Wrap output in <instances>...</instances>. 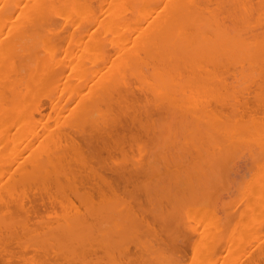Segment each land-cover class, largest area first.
I'll return each mask as SVG.
<instances>
[{
    "label": "bare ground",
    "instance_id": "bare-ground-1",
    "mask_svg": "<svg viewBox=\"0 0 264 264\" xmlns=\"http://www.w3.org/2000/svg\"><path fill=\"white\" fill-rule=\"evenodd\" d=\"M246 156L254 180L243 191L245 208L231 218L241 234L224 236L218 218L212 221L213 198L229 185L228 164ZM169 179L171 189H183L181 198ZM241 180L233 181L234 196L244 190ZM68 192L82 209L69 212L75 204ZM220 198L226 208L234 204ZM49 207L52 226L40 218ZM224 207L226 215L233 206ZM30 218L42 220L35 231ZM263 221L264 0H0L2 252L14 232L9 247L23 237V249L26 242L51 247V254L44 249L49 258L39 248L40 264H91L97 245L112 264H238ZM173 224L196 230L189 254L175 244V231L166 236ZM258 248L245 261L264 264Z\"/></svg>",
    "mask_w": 264,
    "mask_h": 264
},
{
    "label": "rangeland",
    "instance_id": "rangeland-1",
    "mask_svg": "<svg viewBox=\"0 0 264 264\" xmlns=\"http://www.w3.org/2000/svg\"><path fill=\"white\" fill-rule=\"evenodd\" d=\"M251 90H252V88H251ZM235 91H236V90H235ZM235 91H234L233 93H235ZM237 92H238V91H236V94H237ZM239 92H241V91H239ZM245 92H246V91H244V93H245ZM250 93H252V92L250 91ZM250 93H249V95H250ZM226 94H227V93H226ZM229 94H230V93H229ZM239 94H241L240 97H242V94H243V93H239ZM224 95H225V94H224ZM244 95H245V94H244ZM244 95H243V96H244ZM246 95H247V94H246ZM246 95H245L244 97H245V98H248L249 95H247V96H246ZM251 95H252V94H251ZM226 96H229V95L227 94V95H225V97H226ZM231 96L233 97L232 92H231ZM237 96H238V95H236V97H237ZM234 97H235V96H234ZM236 97L233 98V99H235V101H237V100H236ZM244 97H243V98H239V96H238L237 98H238V99H244ZM227 98H228V97H226V100H227ZM249 98H250V97H249ZM249 98H248V99H249ZM229 99H230V101H229ZM229 99H228L227 103L230 102V104H231V101H232V100H231L230 96H229ZM251 99H252V97H251ZM251 99H250V100H251ZM253 99H254V98H253ZM250 100H249V101H250ZM240 101H243V100H240ZM247 101H248V100H247ZM249 101H248V102H249ZM252 101H254V100H252ZM252 101H250V103H251ZM232 102H233V101H232ZM244 102H245V101H244ZM254 102H255V101H254ZM44 103H45V102H44ZM250 103H249V105L252 106V104H250ZM232 104H233V103H232ZM236 104H237V103H236ZM238 107H239V106H238ZM43 108H44V109L47 108L46 104L43 105ZM236 111H237V110H236ZM257 111H259V110H257ZM257 111H256V112H257ZM43 112L46 113V112H47V109H46L45 111L43 110ZM258 113H259V112H258ZM37 116H39L38 113L36 114V117H37ZM102 154H103L104 156H106V152H102ZM242 157H245V156H242ZM242 157H241V158H242ZM241 158H237V159H235L234 161H232V163L234 162V163H233L234 165H233L232 163H231V164H230V163L228 164V165H230V166L232 165L231 168H230V166H227V172H228L229 175L226 174V172H225V174L227 175V181L229 182V185H226L227 182L225 183V185L228 186L229 189L226 187V188H227V189H226V190H227V191H226L227 193H226V192H225V187H224L225 185H223V188H224L223 191H221V190L218 191L217 189H220V187L217 188V189H216V192H217V191L219 192V193L217 192V193H218V195H216L217 198L213 196V197H214L213 200H214V202H215V200H216V202H215V203H212V204H213V205H212V206H213L212 210H211V208H209V209L212 211L213 214L215 213L214 215H217V214H218L216 217L214 216L215 218H213L212 221L215 222V221H216V218H218V220H219L218 223L220 222V223H219V226H221V228H219V230H222V231H221L222 235H224V233H228L227 235H229V232H230V231H231V232H230L231 235H232V234H233V235H236L237 233H235V232H236V231H237V232L239 231V229H238V230H235V228H234L233 231H232V227H231V226H233V224H234V220H232L231 218H233L234 216L238 215V214H237V212H238V209H237V208H240V207H238V206H241V207H242V205H243V209L245 208V206H244L245 203H246V202H245V201H246V199H245V195H247V194L243 193V191H246V192H247V190L249 189V184H248V183L254 180V178H252V177L250 176V175H251V172H249L250 174H249V177H248V169H247V167H248V163H247V162H248L250 159L247 158V156H246V158H243V159H241ZM240 159H241V160H240ZM245 159H246V160H245ZM247 159H249V160L247 161ZM235 161L237 162V164H235V163H236ZM251 162H252V161H251ZM251 162H249L250 165L252 164ZM239 163H240V165H239ZM243 164H244V165H243ZM235 165H237V167H238V168H237L238 171H237ZM245 165H246V166H245ZM252 165H253V164H252ZM252 165H251V167H250V166H249V167L252 168ZM94 166H95V164H94ZM228 167H229L230 169H232V170H233V168H235V170L238 172V175H237V173L235 172V170H233V172H231L232 170L229 171V170H228ZM242 168H243L244 170H243ZM245 168H246L247 170H246ZM241 169H242V170H241ZM241 171H242V173H241ZM249 171H250V169H249ZM105 173H106V172H105ZM231 173H232V174H231ZM106 174H107V173H106ZM240 174L242 175V177H240ZM107 175H108V174H107ZM231 175H232V176H231ZM234 175H235V176H234ZM243 175L245 176L246 179L243 178V177H244ZM184 176H185L184 174H180V175H178V177H179L178 179H181V180H179L180 183H182L183 180L185 179ZM229 176H231V177H229ZM232 177H234V178H232ZM238 177H239V178H238ZM174 178H175V176H174ZM174 178H172V179H174ZM228 178H231V179H228ZM236 178H237V179H240V180L242 179L241 181H239V182H240V186L244 183V187H245V188H244L243 185H242V187H243L244 190H242V189H241V190L237 189V190H239L237 193H235V192H236V189H235V188H236V187L239 188L238 185L235 186V188H234V183H236V181H237ZM248 178H249V179H248ZM224 179L226 180V178H224ZM232 179H233V180H232ZM234 179H235L236 181L233 183ZM243 179H244V181H243ZM230 180H231V183H230ZM239 182H238V183H239ZM241 182H242V184H241ZM169 183H170V184H169L168 188H169L170 192H171V190L174 191V192L172 193V194H174L173 197H174V198H176V197H177V198H178V197L181 198V197H182L181 194H182L183 189H178V188H177V190H175V189H176V188H175V189L173 190V188L171 189L172 186H175L174 184H171V183H173V181L170 182V179H169ZM119 184H120V185H119ZM232 184H233V186H232ZM167 185H168V183H167ZM171 185H172V186H171ZM246 185H247V186H246ZM102 186H103V185H102ZM102 186H101L102 189H100V190H105V191H107V190H106L107 188L104 189V187H107V186H105V185H104L103 187H102ZM117 186H118V187H117L118 190L121 191V193H123L122 191H123L125 188L121 185V182H119ZM121 186H122V189H120ZM178 186H179V185H178ZM231 186H232V187H231ZM119 187H120V188H119ZM247 187H248V188H247ZM221 188H222V186H221ZM230 188H233V189L231 190V193H230V191H229ZM240 188H241V187H240ZM129 189H131V188H129ZM131 190L133 191V189H131ZM178 190H179V191H178ZM176 191H177L178 194L176 193ZM233 191H235V192H234V193H235V196L237 195V200H236V198H234L235 196H234V194L232 193ZM224 192H225V194L223 195ZM239 192H240V194H238ZM241 192H242V193H241ZM32 193H34V191H32ZM37 193H38V192H37ZM68 193H69V196H70L71 200L74 202L73 204H75V205L73 206L74 208L71 206L72 208L69 209V212H71V210H72V212H74L73 209H75V208L82 209V208H81V207H82V202H80L81 204L78 203L79 200H80L79 197L77 198V199H79V200H77V199H76L77 196H76L75 198H72V197H74V196H72V195H75V194L70 193V192H68ZM124 193H125V192H124ZM229 193H230V194H229ZM247 193H249V192H247ZM95 194H96V193H95ZM95 194L92 193L93 197H94ZM98 194H99V193H98ZM136 194H137V196H139V199L143 200V199H142V198H144V196H143L144 194H143V193H142V194H143V195H142L143 197L141 196V194H140L139 192H137ZM138 194H139V195H138ZM175 194H176V196H175ZM221 194H222V195H221ZM227 194H228L230 197H231V195L233 194V195H232V197H233V201L235 200L237 204L235 203V201H234V202L232 201V197H231V200H230V202H229V199H228V198H230V197H229ZM96 195H97V194H96ZM225 195H227V196H225ZM238 195H241L242 197H243V196H244V197H243L242 199L239 198L240 201H238V200H239V199H238ZM98 196H99V195H98ZM220 196L223 197L222 199H224V201H225V199H226V201L228 202L229 205H230L231 203H234L233 205L230 206V208L233 206V207H232V211H228V210H227V211H226V215H225V212H224L223 210H221V207H222V208L224 207V206H223L224 203L221 202V201H223V200H221ZM36 197H40V196H39V195H36V196L34 197L35 200H37ZM95 197H96V196H95ZM224 197H225V198H224ZM239 197H240V196H239ZM97 198H98V197H97ZM219 198H220V199H219ZM58 199H59V198H58ZM58 199H57V200H54V201H56V202L53 201L54 203L51 204V205H52L51 207H54V208H55V209L53 208V213H56V215H57V213H59V212L57 211V209H58L57 206H58V202L61 200V199H59V201H58ZM75 199H76L78 202H76ZM227 199H228V200H227ZM244 199H245V201H244L245 203H244V204H241V203H243V200H244ZM38 200H39V198H38ZM218 200H220L221 204H219L220 202H219ZM57 201H58V202H57ZM226 201H225V202H226ZM218 202H219V203H218ZM238 202H239V203H238ZM56 204H57V206H54V205H56ZM78 204H79V205H78ZM216 204H217V205H216ZM218 204H219V206H218ZM80 205H81V207H80ZM220 205H222V206H220ZM225 206H227V203H226ZM234 206H235V208H234ZM59 207H60V206H59ZM214 207H215V208H214ZM216 207H217V208H216ZM218 207H219L220 209H219ZM228 207H229V206H228ZM49 208H50V207H49ZM49 208H48V209H49ZM83 208H84V206H83ZM224 208H226V207H224ZM230 208H226V209H230ZM43 209H44V208H43ZM48 209H47V210H48ZM59 209H60V208H59ZM59 209H58V210H59ZM216 209H217V211H216ZM243 209L240 208L239 210L242 211ZM50 210H52V209L50 208V209L48 210V214H46L47 211L44 209V211H45L46 213H42V212H41V213H42V214H40L41 217L39 216L40 218H42L43 220H45L46 218H45V217L43 218V216H44V215H47L46 217L48 218V220H45V221L47 222L46 225H48V222L50 221L49 218H51V217L53 216L52 211L50 212ZM54 210H55V211H54ZM220 210H221V211H220ZM236 210H237V212H236ZM40 211H41V210H40ZM44 211H43V212H44ZM228 212H229V213H228ZM50 213H51L52 215H51V216H48ZM221 213H222V214H221ZM233 213H234V215H232ZM238 213H241V212H238ZM43 214H44V215H43ZM148 214L150 215V213H146V214H145L147 220L150 219V218H148V216H149ZM235 214H236V215H235ZM54 215H55V214H54ZM56 215H55V217H56ZM147 215H148V216H147ZM224 215H225V217H224ZM227 215H229V217H226ZM232 216H233V217H232ZM31 217H32V216H31ZM39 217H37L36 219H38ZM151 217H152V216H151ZM212 217H213V216H212ZM221 217H222V218H226V220H227V218H229L228 221H227V222H228V225L226 224L227 222H225V221H226L225 219H224L225 221L221 220V219H222ZM236 217H237V216H236ZM236 217H234L233 219H236ZM238 217H239V215H238ZM21 218H24V217H21ZM33 218H35V217H33ZM33 218H30V219H31V225H33L34 222H35V220H36V219H35L34 222H33V220H32ZM53 218H54V217H53ZM53 218H51V219H52V222H50L49 225H51V223H53V220L55 219V218H54V219H53ZM56 219H57V218H56ZM152 219H153V218H152ZM237 219H238V218H237ZM237 219H236V221H237ZM214 220H215V221H214ZM149 221H152V220L150 219ZM186 221H187V220H186ZM27 222H28V220H27ZM38 222H39V221H37L36 223H38ZM41 222H42V220H40V222H39L38 224H40ZM43 222H44V221H43ZM152 222L155 224V221H154V220H153ZM152 222H151V223H152ZM19 223H20V222H19ZM19 223H18V224H19ZM32 223H33V224H32ZM36 223H35V224H36ZM159 223H160V222H159ZM230 223H232V224H230ZM249 223H251V221H249ZM2 224H3V223H2ZM2 224H1V225H2ZM9 224H10V223H7V225H9ZM21 224H22V223H21ZM23 224H24V223H23ZM35 224H34L33 228H32V226L30 225L29 222L26 223L25 225H28V227H31V228L35 231V228L37 229V225H38V224H37V225H35ZM43 224H45V222H44ZM156 224H157V222H156ZM156 224H155V225H156ZM194 224H195V225H194ZM4 225H6V224L4 223ZM46 225L40 227V229H41V228H45V229H46V228H47V227H45ZM49 225H48V226H49ZM52 225H53V224H52ZM52 225H51V226H52ZM175 225H176V226H175ZM175 225L173 224V225H170V226H169L171 229L168 228V229H169V233H168L167 235H166V231H165L163 228H161V230L157 228L158 230L161 231V232L159 231V238L162 239L163 242H168V241H170V240H169L168 237H166V236H169V234L172 233V230L175 231L176 234L178 235V239H176V238H177V235H176V238H174V239H175V244L177 243V246H180V247L183 249L182 251H183L184 253L189 254L190 251H189L188 246H190L191 241L193 240V238H196V236H194V235H198L197 232L199 233V232L202 230V228H201L199 225H197L196 223L192 222V226H193V227L195 226L194 228L197 229V232H196V230L193 231V230H190V229H188V231L190 230V232H188L187 229H186L187 233H186V231L183 233V231L180 230V229L178 228V225H177V224H175ZM224 225H225V226H224ZM2 226H3V225H2ZM17 226L19 227L20 224L17 225ZM39 226H41V225H39ZM156 226H159V224H157ZM171 226H172V227H171ZM263 226H264V221H263L262 224H261V229H260V230H262V229L264 228ZM10 227H11V226H10ZM18 227H16V226L14 225L15 230H17V231H16L17 234H18L17 236H19V238H20V237H22V236L19 234L21 231L18 232V229H17ZM159 227H160V226H159ZM198 227H199V229H198ZM172 228H173V229H172ZM40 229H38V230L40 231ZM244 229H245V228H244ZM244 229H243V230H244ZM28 230H29V229H28ZM41 230H42V229H41ZM47 230H48V229H46V231H47ZM163 230L165 231V234L162 235ZM243 230H242V231H243ZM246 230H247V229H246ZM31 231H32V230H30V232H31ZM34 231H32V234H31V235L34 234V233H33ZM108 231H109V230H108ZM181 231H182V232H181ZM223 231H224V232H223ZM247 231H248V233L250 234L251 231H249V229H248ZM16 232H15V233H16ZM23 232H24V231L22 230V233H23ZM40 232H41V231H40ZM42 232H43V230H42ZM178 232H179V233H178ZM195 232H196V233H195ZM239 232H241V231H239ZM239 232H238V236H239V234H241V233H239ZM26 233H27V232H26ZM110 233H112V232H110ZM110 233H109V232L107 233L106 238H107L108 236H111V237H112V234H110ZM188 233H189V235H188ZM234 233H235V234H234ZM243 233H244V232H242V236L244 235ZM245 233H246V231H245ZM13 234H14V232H13ZM13 234H12V236H10V237H9V235H7V236H8L7 238H9V239H7V238L5 237L6 240H5V238H4V240H2V242L5 241L6 243H4V245H3L5 251L3 250V252H2V250H1L2 247L0 246V247H1V248H0V256H3V257L5 256V257H6L7 255H9V253H11V254L9 255V257H8L9 259H7L6 262H5L3 259L6 260L7 257H6V258L4 257L3 259H1V257H0V261L2 260L0 264H3L2 262H4L5 264H11V262L14 261L13 258H14L18 253H19L18 256L21 255V254H20V251H21V253H22L23 257H24V258L22 259V261H24L25 263H27V264H28V263H29V264H32V263H30V262L32 261L33 264H40V263H39L40 261L37 262V260H39L38 257H40V256L42 255V254H40L41 251H39V248L43 251L44 254H46V255H44V254H43V255L46 256V258H47V257L49 258L50 255H49L47 252H49V253L51 254V251L49 250V249H51V247H50V248L47 247V249H46L45 247L47 246V243H45V242L42 243L43 246H42V244H41V245H40V244H37V245H36V244H33V242H32V243L26 242L27 244L25 243L26 245H24V246H25V248H24L25 250H24V249H23V244H24V243H23V240H24L25 238L23 237V240H22V238H20V243H19V242L17 241V239H16L15 242L17 241V243L13 242V243H15V245L13 246V244H12V247H16V246H18V245H16V244H19V246L21 245V248H22L24 251H23L22 249L19 251L20 248H18V247H17V248H18V251H17L16 248H12L11 246L9 247V244L12 243V238L14 237ZM180 234H181V235H180ZM182 234H184V235H186V236H184V235H182ZM257 234H258V233L254 234V235H255V238L252 237V239L250 238L251 235L245 234V238H246L247 235H248L249 238H250L251 240H250L249 238H247V239H248V240H247V244H245L246 239L244 238V239H245V242H244V244H245V245H244V250H241V254H240V256H239V258L241 257V259L238 258V262H239L240 260H241V261H240L238 264H248V263L250 264V261H249V262L245 261V259H247L248 255H252V253H253V254L257 253V252L259 251V248H258V247H261L262 245H263V247H264V229H263V231H262L261 234H260V233H259L258 235H257ZM262 234H263V235H262ZM24 235H26V234H24ZM28 235H29V234H28ZM48 235H49V234H47V238L50 239V238H49L50 236H48ZM164 235H166V236H165L166 238H164ZM252 235H253V234H252ZM254 235H253V236H254ZM261 235H262V236H261ZM179 236H181L180 238H182V239H180ZM183 236H184V237H183ZM192 236H194V237L192 238ZM224 236H226V234H225ZM229 236H230V235H229ZM25 237H26V236H25ZM34 237H35V236H34ZM190 237H191V238H190ZM232 237H233V236H232ZM234 237H237V236H234ZM243 237H244V236H243ZM257 237H258V238L260 237V239H257ZM10 238H11V239H10ZM15 238H17L16 235H15ZM36 238H37V237H35V239H34V243L37 242V239H36ZM183 238H185V239H189L188 244H185V243L183 242ZM253 238H254V240H253ZM179 239H180V240H179ZM191 239H192V240H191ZM226 239H228V238H226ZM226 239H224V240L222 239L220 244H222V242H225ZM13 240H14V239H13ZM104 240H105V239H104ZM106 240H107V242H108V243H107V244H108V248H109V247L112 248L111 245H109V244H112V246H115L114 243L112 242V238L109 237V238H107ZM106 240H105V242H106ZM181 240H182V241H181ZM230 240H231V239H230ZM252 240H253V241H252ZM258 240H259V241H258ZM251 241H252V242H251ZM7 242H9V243H7ZM21 242H22L23 244H22ZM192 242H193V241H192ZM256 242H257V243H256ZM261 242H262L263 244H262ZM37 243H40V242H37ZM250 243H252V244H250ZM7 244H8V246H7ZM30 244H31L32 246L36 245V246L38 247V248H37L36 246H35V247H30V248L33 249V250H34V248H35V251L32 250L33 253H32V251H29V250H30V248H29ZM249 244H250V245H249ZM0 245H2V244L0 243ZM45 245H46V246H45ZM168 245H169V243H167V246H168ZM187 245H188V246H187ZM232 245H234V244H232ZM247 245H248V246H247ZM254 245H255V246H254ZM41 246H42V247H41ZM44 246H45V247H44ZM49 246H51V245H49ZM97 246H98V245H97ZM97 246H94V247H96V248H95V250L91 251V255H89L90 253H88L89 257L91 256V257H90L91 259H92L93 257H95V256H93V255H96V257L99 258L98 260L96 259L97 261H92L91 264H93V263H94V264H95V263L97 264L98 262H99L98 264H103L102 262H104V264H105V263L107 264V263H108V262H107L108 258H107V260L105 261V257H108V256H104L103 254H105V252L103 253L102 250L100 251L101 253H103L102 256H101V255H97V253H98V254L100 253V252L98 251V250H100V249H99ZM99 246H100L101 249H103L105 246L107 247V245H104V244H103V246H102V245H99ZM130 246H131V245H130ZM186 246H187V247H186ZM222 246H224V245H222ZM8 247H9L10 249H12V251H11ZM102 247H103V248H102ZM132 247H133V246H132ZM175 247H176V245H175ZM180 247H177V248H179V251H181V248H180ZM185 247H186V248H185ZM6 248H8V249H6ZM177 248H176V249H177ZM235 248H236V247H233V248H231V249L233 250V249H235ZM248 248L251 249V250H249ZM2 249H3V248H2ZM14 249H15V251L17 252V254H16V252H13ZM37 249H38V250H37ZM44 249L47 250L46 253H45V250H44ZM105 249H106V248H104L103 251H105ZM187 249H188V250H187ZM246 249H247V250H246ZM256 249H257V250H256ZM262 249H264V248H262ZM107 250L109 251V255H110V254L112 253V252H111L112 249H111V250H110V249H107ZM8 251H9V253H8ZM26 251L31 252V253L27 252L28 254H31V256H27L28 259H29V257H32L31 260L29 259L28 262H27V258H26V256H24ZM36 251H37L38 253H37ZM113 251H114V249H113ZM182 251H181V252H182ZM222 251H223V250H222ZM246 251H247V252H246ZM255 251H257V252H255ZM35 252H36V253H35ZM183 252L181 253V255H182V256H185L186 254L184 255ZM245 252H246L247 254H246ZM254 252H255V253H254ZM2 253H3V254H4V253H5V254L8 253V254H7V255H3ZM13 253H14V255H15V254H16V255L14 256ZM27 253H26V254H27ZM106 253H107V252H106ZM28 254H27V255H28ZM37 254H40V256L37 257V256H36ZM12 255H13V256H12ZM22 255H21V257L18 258L19 260L22 258ZM43 255H42V256H43ZM48 255H49V256H48ZM111 255H112V254H111ZM111 255L109 256L110 259H111ZM242 255H243V256H242ZM11 256H12V257H11ZM35 256H36V257H35ZM99 256H100L102 259H104V261H103L102 259H100ZM103 256H104V257H103ZM89 257L87 256V258H89ZM96 257H95V258H96ZM225 257H226V256H225ZM228 257H229V256H227V258H228ZM232 257H233V255H232ZM250 257H251V256L248 257L249 260H250ZM36 258H37V259H36ZM40 258H41V257H40ZM14 259H16V258H14ZM18 259H17V260H18ZM32 259H35L36 262L34 263V261H33ZM93 259H94V258H93ZM17 260H16V261H17ZM50 260H51V259H50ZM100 260H101V262H100ZM16 261H14L13 264H16ZM22 261H21V263H19V264H23ZM43 261H44V260H42V262H43ZM110 262H111V261H110ZM110 262H109V263H110ZM25 263H24V264H25ZM84 263H85V264H88L86 261H85ZM109 263H108V264H109ZM112 263H113V261H112ZM112 263H110V264H112ZM17 264H18V262H17ZM77 264H78V263H77ZM79 264H83V262H81V263H79Z\"/></svg>",
    "mask_w": 264,
    "mask_h": 264
}]
</instances>
